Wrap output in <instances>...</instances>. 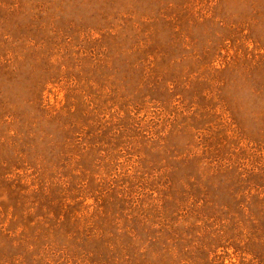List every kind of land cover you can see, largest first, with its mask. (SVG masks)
Listing matches in <instances>:
<instances>
[{
	"label": "rangeland",
	"instance_id": "374dc122",
	"mask_svg": "<svg viewBox=\"0 0 264 264\" xmlns=\"http://www.w3.org/2000/svg\"><path fill=\"white\" fill-rule=\"evenodd\" d=\"M0 264H264V0H0Z\"/></svg>",
	"mask_w": 264,
	"mask_h": 264
}]
</instances>
